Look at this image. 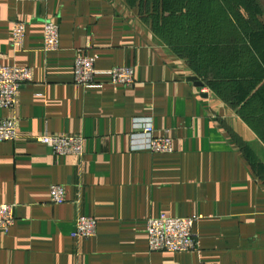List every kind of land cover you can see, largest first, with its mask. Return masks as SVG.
Returning <instances> with one entry per match:
<instances>
[{
  "label": "crops",
  "instance_id": "0c3cea01",
  "mask_svg": "<svg viewBox=\"0 0 264 264\" xmlns=\"http://www.w3.org/2000/svg\"><path fill=\"white\" fill-rule=\"evenodd\" d=\"M217 1L222 43L234 53L226 60L222 52L209 78L153 31L161 0H0V64L33 69L17 106L0 107L20 133L0 141V204H14L16 215L0 229V264H264V107L248 110L246 100L264 85V0ZM18 20L26 23L21 47L12 43ZM48 20L60 27L53 52L44 49ZM244 33L246 79L258 83L250 93L238 89ZM79 49L100 72L134 67L135 84L105 73L94 87L75 83ZM135 117L152 118L174 151L134 149ZM45 132L83 136L84 155L55 154L35 139ZM54 184L65 203L50 202ZM162 214L196 217L195 249L149 250L147 221ZM79 215L98 220L94 237L72 236Z\"/></svg>",
  "mask_w": 264,
  "mask_h": 264
},
{
  "label": "built area",
  "instance_id": "2783aa9c",
  "mask_svg": "<svg viewBox=\"0 0 264 264\" xmlns=\"http://www.w3.org/2000/svg\"><path fill=\"white\" fill-rule=\"evenodd\" d=\"M26 38V23L16 21L12 31V43L21 47ZM60 46V27L56 21L45 24L44 49L53 52ZM105 73L110 82L132 87L136 82L135 68L132 66L114 67L105 72L96 69L95 59L79 49L74 62V81L87 88L95 86V76ZM33 80L31 67L0 64V107L13 109L18 103L21 87ZM133 148L152 153H171L174 151V139L169 134H158L152 118H133L131 133ZM20 138L19 125L15 116L0 117V141H16ZM35 139L49 146L55 154L83 156L85 138L80 135H56L48 132L35 136ZM49 200L53 204L66 202V190L62 185L50 187ZM196 217H179L162 214L147 221L148 248L151 252H185L196 248L197 236L194 232ZM16 222L15 205L0 204V229L8 232ZM98 220L95 217L79 215L72 236L90 239L97 234Z\"/></svg>",
  "mask_w": 264,
  "mask_h": 264
},
{
  "label": "rangeland",
  "instance_id": "374dc122",
  "mask_svg": "<svg viewBox=\"0 0 264 264\" xmlns=\"http://www.w3.org/2000/svg\"><path fill=\"white\" fill-rule=\"evenodd\" d=\"M161 0L162 9L152 17V29L172 50L192 58L203 71L212 73L222 65V52L227 60L234 53L229 41L222 43V6L217 0ZM249 34H243L240 56L243 62L242 80L238 89L252 92L257 82L247 80L252 53ZM234 36L232 35V41ZM233 56H231L232 58ZM190 58V59H191ZM233 60V58H232ZM215 76H218L215 74ZM264 107V85L260 92L248 97V110Z\"/></svg>",
  "mask_w": 264,
  "mask_h": 264
},
{
  "label": "trees",
  "instance_id": "16d2710c",
  "mask_svg": "<svg viewBox=\"0 0 264 264\" xmlns=\"http://www.w3.org/2000/svg\"><path fill=\"white\" fill-rule=\"evenodd\" d=\"M228 3V5H229V3L230 2H227ZM231 3H233V2H231ZM180 54V53H179ZM184 56H186L187 57V55H184ZM189 57V56H188ZM191 58V57H190ZM191 60V62H192V65L194 66V68H195V71L198 73V74H200V75H202V76H205V77H211V75H212V73H210V72H206V71H203L202 69H201V67L200 66H198L197 64H196V62H194L193 60H192V58L190 59ZM207 75V76H206ZM214 78H217L218 76H215V74H214V76H213ZM238 99H240V100H245L246 98L245 97H239ZM247 101H248V98L246 99ZM245 100V101H246ZM244 101V102H245Z\"/></svg>",
  "mask_w": 264,
  "mask_h": 264
},
{
  "label": "water",
  "instance_id": "95a60500",
  "mask_svg": "<svg viewBox=\"0 0 264 264\" xmlns=\"http://www.w3.org/2000/svg\"><path fill=\"white\" fill-rule=\"evenodd\" d=\"M190 80H192L196 86L202 87L206 84V82L201 81L198 76H192L190 77Z\"/></svg>",
  "mask_w": 264,
  "mask_h": 264
}]
</instances>
